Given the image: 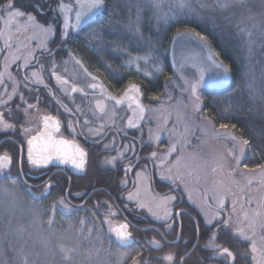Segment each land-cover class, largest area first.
<instances>
[{"label": "snow or ice", "instance_id": "snow-or-ice-1", "mask_svg": "<svg viewBox=\"0 0 264 264\" xmlns=\"http://www.w3.org/2000/svg\"><path fill=\"white\" fill-rule=\"evenodd\" d=\"M256 0H138V4L142 3L144 8L137 7L135 19L129 18L128 22L123 25L126 31L131 34L137 43L143 42L144 55L132 56L130 52L124 48L123 43L117 39L111 42L112 47L117 51H124L128 56L127 65L129 68L135 67L137 73L141 71L142 66L153 68V72L143 71V77L148 78L155 74H163L164 68L160 62L159 48L161 41L159 36L153 39L152 36H146L142 31V23L145 19L143 12L150 11V20L154 21L157 27L169 25L170 21L175 23L169 25L168 30L172 27L176 28L174 36L171 37L173 61L178 65L176 73L178 80L182 81L178 87L182 90V97L176 100L175 105H171V93L168 94L167 100H161L160 95L150 96V100L159 101V108L146 107L142 100L144 98V90L142 83L130 80L123 88V95L120 97L112 96L107 92L102 83H97V77L89 72L83 60L76 55H71L70 59L74 65L79 66L82 72L90 77L92 83L88 87L93 91L100 90V94L104 99L114 101L111 109L107 103L102 100H96L95 108L92 110V115L98 120H105L108 123H101L98 128H93L89 125V121L85 120L84 124L88 126L89 135L102 137L106 128L114 125L117 117L116 106L124 105L127 101V108L134 109L133 117L127 119V127H121L117 131L122 132L125 137L128 136L129 129L137 130L129 139L127 145H122L123 150L115 147L117 141L113 137L107 143L102 144L103 150L115 152V155L106 156L102 161V166L109 171L115 170L117 165L123 169L126 176L132 171L133 167L141 169L137 173V180L142 184H147L151 179L143 171L147 167L148 160L153 162L155 168H158L159 178L163 181H169L171 185L179 188L183 186L188 190L191 185H196L203 193L199 202L200 211L204 215V219L193 220L192 229L196 234L192 241L184 240L181 233H177L173 224L176 223L179 212L173 211V208H178L179 205L176 195L145 196L144 192L137 188L136 191L127 192L126 196H121L119 191L115 196L111 193L104 192L107 199H97L93 202L92 209H84L83 205L88 199H91L92 193H78L75 197H59L54 201L49 211L51 215L47 219V223L51 225L57 211H61L66 216H71L73 213H79L81 210L90 213L92 224L87 228L88 238H91L92 232L95 229L97 232L96 239L103 243L105 235L108 238L115 239L120 245H130L133 240V233L129 230V222L126 218H121L122 222H114L120 217V209L114 205L120 201L124 209L135 211L137 209L147 212L151 217V222L154 225L151 229L145 231H156L161 236V241L155 239L149 241V245L161 249L164 244L170 247L179 246L183 243L185 252L182 255H175L169 252L162 259L168 264H184L187 256L191 255L188 251H195L199 246V236L201 232L209 233L208 243L205 244V249L211 250L214 255L213 260L220 261V264H264V164H258L256 167L249 168L248 164L243 165L241 171V161L245 157L246 150L252 155L264 158V132L259 134V142H254L249 138L237 137L231 130L236 129V124L220 123L219 131L216 130V125L212 123V119L205 116L201 104L203 102L202 89L207 83L213 86H222L227 82L231 71L232 64L228 62L227 57L223 56V49L217 50L213 44V39H210L212 33H207L205 21H211L215 27V19L213 16H205L204 13H215L217 10L222 12L239 10L242 14L246 13V19L255 21L252 28H256L257 24L264 26V0H259L260 11L254 12ZM53 4L55 5L53 7ZM120 0H111V13L113 17L117 16V7ZM195 5V6H194ZM109 8L106 0H0V41H3L0 46V58L3 59V71L0 72V91L5 93L0 96V132L17 131L15 124L8 122L5 119L3 106H7L14 97H17L19 104L15 107L23 109L26 115L29 110L36 108L43 103L39 94V87L32 88L29 84L42 86L47 90L48 96L70 116L81 112L79 107L75 110L69 108L67 104L60 99L45 81L44 72L47 68L50 69V77L54 78L57 86L64 96H70L75 93H80L82 96H88V92L83 87H78L75 83L69 85V80L65 79L57 72V56L61 50L71 53V49H65V45L72 43L76 30L81 29L86 18L93 16L98 12H102ZM74 14V16H73ZM230 21V17H225ZM120 21L109 20L107 22V31H112L113 24H119ZM195 23L196 27L190 26ZM200 28L201 30H197ZM32 31V36L29 40L36 39L38 41L39 57L37 50L32 49L27 44L17 41L16 35L20 32ZM228 27L221 30V39H226L225 33ZM248 37V54L252 55L251 29H241ZM106 32L105 25H98L93 30V35L102 36ZM58 46V47H57ZM177 52L179 56L177 58ZM42 58V59H41ZM17 61L22 63L17 64ZM35 61V64H33ZM64 65L68 61H62ZM16 64L17 73L21 69H28L30 66L36 68L31 72L30 77L24 76V87L29 93H32V99L36 104L29 103L25 99L24 93L19 91L20 85L16 77L9 71V67ZM110 67V66H108ZM191 67L196 69V74L193 78L185 75V69ZM246 79V87L248 94L253 101L259 100L264 104V87L257 88L254 72L249 71L244 73ZM6 78L13 81L11 92L8 91V86L5 83ZM169 81L173 77H168ZM183 92L188 93V103H185ZM174 107L177 113V122L182 123V129L178 130L176 126L169 127L168 117L163 113L167 109L165 104ZM75 104V100H73ZM190 107V112L188 111ZM231 107V104H230ZM235 107L239 110L243 108L242 103H237ZM160 112L161 115L156 117L157 126L153 131L151 128L148 131V142L145 145L143 139V129L139 121L145 119V113ZM11 113V108H9ZM204 119L207 125H201L199 121ZM43 130L39 134L31 135L29 138L30 128L24 127L22 135L26 138L27 164L33 169H45L49 165H70L77 174H87L89 153L75 139L57 138L55 133L61 130V120L56 116L44 115L42 117ZM79 123V121H76ZM211 127L212 135L217 138L232 141V147L228 149L226 155L218 157H207L201 154L200 144H193L191 136L199 129L205 137L208 136L207 128ZM70 134L75 136L77 130L72 124L68 125ZM167 133L170 146L167 151L160 155L157 159V151H153L151 145L159 146L161 136ZM137 136L139 137V145L136 144ZM201 144L204 142L201 137H197ZM147 146L150 156L145 158L141 163V150ZM191 149V150H189ZM173 154L175 157L173 159ZM231 161V162H230ZM125 162L127 165L125 166ZM234 162V163H232ZM24 149L20 148V153L17 157L16 167L18 172L15 176L11 174L13 167V157L8 151H4L0 155V217L6 213H11L16 204L22 198L20 191L21 185L24 186V192L31 198L33 210L38 214L39 206L37 201L39 197L33 191V185L28 183L29 179L35 180L38 177L32 176L30 173H24ZM252 173L254 175H248ZM244 176V181L241 183L235 177ZM58 183V181H57ZM256 187H253V184ZM234 186L235 189L234 190ZM54 187L52 178L49 177L42 185L38 186V191L41 195L49 196L50 190ZM120 190H126L127 185L121 182ZM102 187L98 185L92 186L93 193L102 191ZM231 197V209H226V203ZM72 199L81 201L79 205H73ZM191 200V196H189ZM209 200L212 203H209ZM239 204V210L237 205ZM133 205V207H128ZM215 206V211L209 213L206 208ZM101 206L105 211L101 212ZM99 213V215H97ZM79 231H85V219L79 221ZM105 225L107 229L105 231ZM9 228L11 222H9ZM72 227L71 223L69 225ZM163 229V232L160 230ZM182 230V225H181ZM26 228L22 225L17 226L14 234H22ZM224 232L229 237L233 238L237 243L245 242L247 251L242 252L240 261H237V256L229 247H223L216 241V236L219 232ZM169 236L175 237L173 240H168ZM22 238V235H21ZM5 234L0 232V264H48L47 258L54 256L55 253L50 249L47 239L41 240L40 251L27 250L25 246L15 247L9 245L8 251H11L12 257L8 259L4 249ZM59 253L63 264H84L83 261L77 262L75 257L80 253L73 246L59 244ZM101 248L89 249L87 256L89 259L93 255L98 256ZM141 253H137L140 255ZM44 258L43 261L41 258ZM124 255H121V262ZM133 264H149L147 260L137 261L133 259ZM197 264H201L197 261Z\"/></svg>", "mask_w": 264, "mask_h": 264}, {"label": "rangeland", "instance_id": "rangeland-1", "mask_svg": "<svg viewBox=\"0 0 264 264\" xmlns=\"http://www.w3.org/2000/svg\"><path fill=\"white\" fill-rule=\"evenodd\" d=\"M106 3L108 2L106 1ZM137 7L144 8V5L142 3L138 4V0H120V4L117 7V16L113 17L111 13V2H110L109 8L105 9V12L101 15L102 17L101 22L97 23L96 25L92 26L91 28H89L88 30H86L85 32L79 34L77 37L74 38L72 43L73 49L71 55H76L77 57L81 58L85 66L88 68L89 72H91L93 75L97 77L96 82L102 83L105 89L113 92L114 94L123 93V88L125 87V85L130 80H133L135 82L142 83L144 93H147L148 98L153 95H160L161 100L166 101L168 98V94L171 93V97H172L171 105H175L176 100L182 97V90L180 87H178V85L181 84L182 81L178 80L179 74L176 73V68L178 67V65L173 61L172 45L170 43L171 37L174 36L176 31L175 27H172V30L168 33L165 44L163 45L162 50L159 51L160 62L164 68V73L162 75L155 74L153 76H149L148 78H144L143 71L153 72L154 71L153 68L149 66H142L141 71L137 73L135 67H131V68L128 67L127 65L128 56L126 52L117 51L112 47L111 42L119 39L123 43L124 48L127 50V52H130L132 56L144 55L143 42L137 43L135 38H133L131 34H129L126 31V29L123 27V25L128 22L129 18L135 19ZM259 11H260L259 0H256L254 12L259 13ZM143 15L145 19L143 20L142 23V31L145 33L146 36H150L148 32L149 30L147 29L150 28L152 22L154 23V21L150 20L152 14L150 11H144ZM204 15L206 17L213 16L215 19V27L213 26V23L211 21L208 20L205 21L207 30L214 29L216 30V32L217 30L221 32V30L225 29V26L227 25V27L231 29L232 32H234L235 37L239 42V47H240L239 50L241 54L242 67L244 69V73L249 71L250 68L251 71L254 72L255 74L257 88L259 89L261 87H264V26L257 24L256 28H252V24L256 22L247 20L245 18L247 14L246 13L242 14L239 10L235 11V14H233L232 11L222 12L220 10H217L215 13H204ZM225 17H230V21L226 20ZM110 19L111 20L118 19L120 21L119 24L112 25L111 32L107 31V22ZM173 23L175 22L170 21L169 25ZM98 25H105L106 27V32L102 36L93 35V30L96 29ZM161 26L165 27L168 25L161 24ZM190 26L196 27V24H191ZM241 29H251L252 31L251 40L254 43L252 45L251 57H249L248 54V43H247L248 37L243 32L240 31ZM197 30L200 29L197 28ZM178 56L179 53L177 52V58ZM62 61H66V60L62 59ZM58 63L59 62L57 61V65H58L57 71L61 73L63 76H68L69 78L71 77L74 80L75 78H77L79 82H85V78H86L84 76L85 74L81 72L80 68H78L79 74L77 76L76 73L69 72V69L67 68V64L64 65L62 62H60V64ZM117 71L128 73L130 75V77L127 78V80L122 85H120L114 77V73H116ZM45 72H46L45 75L46 78H49L50 69H46ZM193 74H196V69L191 67H187L185 69V75H187L190 79L193 78ZM168 77H173V80L169 81ZM246 79L247 78L244 75L243 90L232 92L223 99L224 120L222 122H219L217 124V121L215 120V117L212 116L210 110L208 111L203 108L202 111L205 116L212 119L213 124L216 123L215 125L217 131H219L220 123L234 124L232 120L233 119L238 120L240 114L244 111L245 119L250 120L251 123H253L251 124V128L254 129V132L256 129V133L254 135L255 142H259V134L261 132H264V127L261 126L259 121L260 117L261 118L264 117V104H261L259 100L253 101L251 99V97L248 94V89L246 87ZM153 82L162 83L164 85L163 86L164 90L160 89L159 92H154V93L150 92L149 85L150 83ZM225 84L226 83H224L223 85ZM222 86H213L210 83H207V77H206L205 87L217 88ZM203 89L201 91L203 93V99H205L206 95ZM183 97L185 98V103H188L187 92H183ZM157 103L158 104H156L155 108H159L160 102L157 101ZM237 103H242L243 108L238 110L235 107ZM149 107L152 108L151 105H149ZM165 108L167 110L164 111L163 115L168 117L169 127L176 126L178 130L182 129V123L177 122V113L175 108L167 103L165 104ZM36 111L37 112L32 113L29 116L28 118L29 123H35V121L39 118V115H41L40 111L38 110ZM188 111L190 112V107ZM160 115L161 113L159 111L154 114L148 113L147 115L148 123L143 128V139L145 141V145H147L148 142V131L150 128L153 131L155 130L157 126L156 117ZM256 118L258 119L257 121H255ZM199 123L201 125H207V121L204 119H201ZM32 131L33 129H31L30 132ZM207 131L209 133L207 137H205L199 129H197L195 131V134L190 137V139H192L193 144H200L202 155L207 156L209 158L217 157V153H219L221 149H224V147L225 149H229L232 147V142H230V140L226 141L223 138H217L213 136L211 127H208ZM231 131L234 134L240 135L239 127L237 125H236V129ZM197 137H201V139L204 142L201 144L200 140H197ZM139 143H140L139 137L137 136L136 144L139 145ZM169 146H170V141L167 133H164L161 136V140L158 147L155 144L151 145L153 151H157L158 153L157 159L160 158L161 154L167 151ZM138 150L140 151V148H138ZM246 153L247 155L253 156L252 153L248 152L247 150ZM174 157L175 154H173V159ZM242 164H243V159L241 161V165ZM262 164H264V161L262 162ZM140 171L141 169H139L136 172V175L133 178L135 182V187L133 191H136L137 188H140L144 192L145 196H155V193H153L151 187H149L148 182L145 185L142 184L139 180H137V173ZM143 171L146 175L150 173L147 167L144 168ZM157 171L159 172L160 170L157 168ZM249 174L254 175L252 173ZM254 184L253 187H256L254 186ZM22 190H24V187L21 185V189H20L21 193ZM185 192L187 194L188 199L189 196H191V200L189 199V201H191L192 203H197L198 204L197 208L200 210L199 202L201 201V197L203 195L202 191L196 185H191L188 190H185ZM37 196L39 197V200L42 199L40 194H37ZM58 198L59 197L56 196L45 199L44 204L50 207L51 204L54 201H56ZM209 203L211 204L212 201L209 200ZM229 204H231V201ZM37 205L39 206L38 214L33 210V204L31 203V198L28 195L26 196L22 195V198L16 204L15 208L12 209V212L6 213L2 217H0V232L5 234L4 249H6L5 250L6 252L9 249V245L11 244L15 247H20L23 245L26 247L27 250H32L33 248L37 247L35 250L40 251L41 240L47 239L49 242L50 249L55 253L54 256H49L47 258L48 264H51L52 260L55 259L61 260L58 245L65 244L74 247L73 245L74 241L78 239L79 233L77 232L78 236H76V234L73 232L74 229L72 230L73 227H68L67 230L65 231V235L57 234V232L54 229L53 223L51 225L47 223L48 218L45 217V211L41 203L37 201ZM237 209L239 210V204L237 206ZM205 210L211 213L215 211V206L213 205L212 207L206 208ZM9 222H11L10 228L8 226ZM19 225L24 226L26 228V231L22 234H14L17 226ZM8 252L9 254H12L11 251ZM42 259L43 257L41 258V260Z\"/></svg>", "mask_w": 264, "mask_h": 264}, {"label": "trees", "instance_id": "trees-1", "mask_svg": "<svg viewBox=\"0 0 264 264\" xmlns=\"http://www.w3.org/2000/svg\"><path fill=\"white\" fill-rule=\"evenodd\" d=\"M108 4H110L111 0H106ZM55 5L53 4V7ZM102 17L98 19V22H101ZM195 24V23H193ZM168 26H159L157 27L155 23H151L149 30L150 36L153 39H156L159 36L161 41V47L159 51L162 50L163 45L165 44L166 38L168 33L172 30H168ZM200 29V28H199ZM201 30V29H200ZM228 28L226 33V39H221L219 30H207V33H212L213 35L210 36V39H213V44L217 47V50L223 49V56L227 57L228 62L232 64V71L231 74L226 82L225 85L222 87H205L204 93L206 95L205 99L201 104V109L210 110L212 116L215 117L217 124L224 120L223 118V99L235 91H241L244 87V69L242 67V59L239 50V42L235 37L234 32ZM64 51H62V54ZM169 65V62H168ZM169 67V66H168ZM115 79L118 81L120 85L124 84L127 78L130 77L128 73H123L117 71L114 73ZM164 85L162 83H150L149 90L150 92H159L160 89L164 90ZM147 93H144V100L147 104L151 105L152 108L156 107L157 101L150 100L147 97ZM258 119L256 118L255 121ZM215 121V122H216ZM261 126L264 127V117L259 118ZM232 122L239 127L240 135L234 134L237 137L241 138H249L250 140L255 142L254 135L256 133V129L251 128V121L246 120L244 117V111L240 114V117L237 119H233ZM216 124V123H215ZM134 132L131 134L133 135ZM131 135V137H132ZM75 140H77L81 145L86 148L89 153V164L87 169V174L84 178L78 179L71 188V197H75L78 193H85L89 192L92 193L91 199H88L85 205L83 206L84 209H92L93 202L97 199H107L108 197L104 195V192L110 191L113 196L119 194L121 196H126L127 192L133 191L135 187L134 179H129L130 172L125 176L123 173V169L117 165L115 170L109 171L107 168L102 166V161L105 159L106 156L115 155V152H108L106 153L103 148L102 144L107 143L113 137L117 141L115 147L118 149L123 150L121 147L126 142L129 141L128 137H120V136H113L108 135L107 131L104 132L102 137L89 135L86 129H82L78 131L75 136L72 135ZM232 142V141H230ZM223 147V146H222ZM152 148V147H151ZM153 150V148H152ZM142 155L140 156L141 163H143L144 159L150 156L148 151V147L145 146L140 151L137 149V152H141ZM228 149H221L219 153H217V157L220 155H226ZM264 158L257 156H251L245 154L243 158V164L241 165V171L243 172V165L245 163L248 164L249 168L256 167L258 164H262ZM231 162V161H230ZM234 163V162H232ZM127 162H125V166ZM147 168L149 169L150 173L148 174L151 179L148 181L149 187L153 193H155L157 197L165 196V195H176L177 201L176 204L179 205L178 208H173V211L179 212L180 215L177 217L176 223L173 224V227L176 229L177 233H181L184 240L192 241L195 237V233L192 229V224L194 218L196 220H203L204 215L201 211L197 208V203H192L189 201L187 194L182 186L176 188V186L171 185L169 181H163L159 178V172L157 168L154 167L153 162L149 159L147 163ZM135 174V171H133ZM248 175H250L248 173ZM134 178V176H133ZM241 183L244 181V176L240 175L235 177ZM121 182H125L127 185L126 190H120ZM98 185L102 187V191H96L93 193L92 186ZM256 186V184H254ZM67 187V181L60 180L59 188H57L56 194L53 197H61L65 194V189ZM234 190L235 186H234ZM24 196L28 195L24 190H22ZM41 200H38L41 203L44 211L45 217L48 218L50 216V207L44 204L45 198L41 197ZM73 202L76 204H80L81 201L77 199H72ZM229 202L226 203V209H231V197H229ZM117 204L114 205L115 208L120 209V217L116 218L114 222L122 221L121 218H127L130 220L134 226L132 227L131 231L133 232V242L130 245L124 246L120 245L115 239H109L107 235H105L103 239V243L101 245L100 241L96 239L97 232L94 229L92 232L91 238H88L87 228L92 224V218L89 212L81 210L79 213H73L71 216L64 215L61 211H57L55 220L53 222L54 229L57 234L65 235V231L68 227H70V223L72 225L73 232L77 235L79 233L78 239L74 241V247L78 249L80 253L78 256L75 257L77 262L83 261L84 264H133V259L135 258L137 261H145L147 260L149 264H168V262L162 257L166 256L169 252L175 255H182L185 252V247L183 243L176 247H170L167 244H164L163 247L159 250L149 245V241L155 239L157 241H161V236L156 231H145L144 228H149L154 226L151 222V217L147 214L146 210L141 211L139 209L135 211H128L123 208L120 201L116 202ZM238 206V205H237ZM128 207H133V205H128ZM101 212L105 211V209L101 206ZM99 215V213L97 214ZM85 219V231L81 233L79 231L81 219ZM182 225V230H181ZM107 226L105 225V231ZM163 232V229L160 230ZM209 233L201 232L199 236V246L196 247L195 251L191 252V255L187 256L184 260V264H197V261H200L201 264H212L216 260L211 259L214 253L209 250L205 249V244L208 243ZM175 237L169 236L168 240H173ZM216 241L219 245L223 247H229L237 256V261H240V256L242 252L247 251V245L245 242L237 243L233 238L226 235L224 232H219L216 236ZM163 244V241H161ZM35 247L34 249H36ZM101 248L99 255H93L91 259L87 258V252L89 249ZM6 250V249H5ZM188 251H191L189 249ZM141 253L137 255V253ZM6 257L11 259L12 254H9L8 250L6 251ZM124 255V259L121 262L120 257ZM44 259V258H43ZM42 259V260H43ZM51 264H63L62 260H52Z\"/></svg>", "mask_w": 264, "mask_h": 264}, {"label": "flooded vegetation", "instance_id": "flooded-vegetation-1", "mask_svg": "<svg viewBox=\"0 0 264 264\" xmlns=\"http://www.w3.org/2000/svg\"><path fill=\"white\" fill-rule=\"evenodd\" d=\"M71 2L74 3V0H71ZM104 12H105V10L103 11V13ZM73 16H74V14H73ZM0 27H2V26H0ZM81 33H83V32H76L75 31L74 38L77 37ZM31 36H32V31H31V29H29L27 32L18 33L16 35L15 39L17 41L23 42L24 44H27L32 49L37 50L38 49V41L36 39L29 40L28 37H31ZM73 40H72V43H73ZM72 43L65 45V49H71V53H72V49H73ZM2 44H3V41H0V46H2ZM62 51H64V50H61L60 54L57 56V61L59 62L58 64H60V62H62V59L68 61L67 68L69 69V72H74L78 76L79 66L74 65L71 62V59H69L71 56V53H67L66 51H64V53L62 54ZM37 56L39 57V51L38 50H37ZM19 63H22V61H17V64H19ZM33 64H35V61H33ZM45 68L48 69L46 63H45ZM34 70H37V69L30 66L28 69H21L20 72L17 73L16 64H12L9 67V71L12 72L13 76H15L17 81H19V85H20L19 91L24 93L25 99H27L29 103H32L35 105L36 101L32 99V93H29L28 90L24 87L25 81L23 79V77L26 75L30 77L31 72ZM2 71H3V59L0 58V72H2ZM81 72H82V70H81ZM58 74L62 75L59 72H58ZM45 75H46V72H44L45 81L47 83H49L52 90L54 92H56L57 96L60 99H62L63 102L69 106V108H72L73 110H75L76 107H79L81 109V112L78 114L70 116L68 113H66L64 111L63 108L59 107L52 100V98L50 96H48L47 90H45L42 86H36V85L29 84V87H32V88L39 87V94L41 96V100L43 101V103L38 105L36 108L29 110L26 115L23 113L22 108L15 107V105L19 104V100L17 97H14L13 100L10 101L7 106H3L2 110L4 112L5 119L8 120V122H10V123L15 124L17 131L15 133L0 132V155H2L4 151H8L9 154L12 155L13 167L11 169V174L13 176H15L18 172V168L16 167L17 157L20 153V148L23 147L24 159H25L24 173L25 174L30 173L32 176L38 177V179H35V180L29 179V181H28V183L33 185V191L36 192L37 194H40V196L44 197L45 199L52 198L56 194L57 188H59L60 180H63V181H67V187L65 189L64 197L71 198L70 192H71V188H72L73 184L75 182H77L78 179L84 178L86 175H84L82 177L78 176L71 169H69L67 167H53V166H51V167H48L45 169H33V168H31V166L28 165L27 161H26L27 143H26V138L21 134L22 129L24 127L33 129V131L29 133V138H30L31 135H36L43 129L42 117L44 115L56 116L57 118H59L61 120V131H60L58 136L71 140V139H74V137H72V135L70 134L71 130H70V128H68L69 124H72V126L76 128L77 132L81 131L82 129H86L88 131V126H86L84 124L85 120H88L89 125L92 126L93 128H98L101 123L107 124L108 122L105 120L96 119V117H94L92 115V110L95 108L96 100H102L104 103H107L109 106V109L112 108L114 101L104 99V97L101 96V94L98 90L93 91L91 88H89L88 84L92 83V81L86 75H84L86 77L85 82H79L77 80V78H75V80H74L71 77L69 78L68 76L62 75L65 79L69 80V85H71L72 83H75L78 87L85 88V90L89 93L88 96H82L80 93H75V94H72V95L67 96V97L64 96L63 92H61L59 90V88L57 86V82L55 81V79L51 78L50 75H49V78H46ZM5 83L8 86V91L11 92V89L13 87V81L8 80L6 78ZM107 91L112 96L120 97L123 95V93L114 94L113 92H111L109 90H107ZM4 95H5V93L3 91H0V96H4ZM73 100H75V104H73ZM142 102L145 104L146 107H149V105L145 102L144 98H143ZM9 108H11V113L9 112ZM36 110L40 111L41 115H39V118L35 121V123H29V120H28L29 116L32 113L37 112ZM133 110L134 109L127 108V103H125L124 105L116 106L117 117H116L115 124L110 125L105 130V131H107L108 135H113L115 137L120 136L122 138L123 137L125 138L123 133L117 131V129H119L121 127H124V128L127 127V119L133 117ZM147 115H148V113L146 112L145 119L143 120V123L141 125L142 129L148 123ZM77 120L79 121V123L76 122ZM136 131L137 130H135V129H129L128 130V136H127L128 139H131V135H132L131 133L132 132L135 133ZM127 144H128V142H126L124 145H127ZM81 147L84 148L83 145H81ZM85 150H86V148H85ZM88 164H89V162H88ZM139 169L140 168L134 166L132 171H130L129 179H133V176L135 177L136 172ZM133 171H135V174H133ZM49 177L52 178V183H53L54 187L50 190L49 196L41 195V193L38 191V186L42 185ZM57 181H58V183H57ZM108 193H111V192L108 191ZM72 204L73 205H79V204H76L75 202H73V200H72ZM84 205H85V203H84ZM212 264H220V261L216 260Z\"/></svg>", "mask_w": 264, "mask_h": 264}, {"label": "water", "instance_id": "water-1", "mask_svg": "<svg viewBox=\"0 0 264 264\" xmlns=\"http://www.w3.org/2000/svg\"><path fill=\"white\" fill-rule=\"evenodd\" d=\"M102 14H103V11H102V12H98V13L94 14L93 16L86 18V21H85V23L82 25L81 29L76 30V32H84L85 30L89 29L90 27L96 25L97 22H98V18H99ZM96 90H98V91L100 92L99 89H96ZM107 92H108V91H107ZM108 93H109V92H108ZM109 94H110V93H109ZM125 103H127V101H126ZM142 103H143V102H142ZM144 105H145V104H144ZM145 115H146V113H145ZM139 123H140V125H142L143 121H139ZM42 130H43V129H42ZM42 130H41V131H42ZM41 131H40V132H41ZM60 131H61V130H60ZM59 133H60V132L55 133V136H56L57 138H61V137L58 136ZM38 134H39V133H38ZM62 138H63V137H62ZM65 139H66V138H65ZM51 166H53V167H67V168L71 169L75 174H77L76 171H75L74 169H72L70 165H59V166L49 165L48 167H51ZM48 167H47V168H48ZM77 175H78V176H81V177L84 176V174H77ZM194 219L196 220V218H194ZM126 220L129 222V225H130L129 230H131V228L134 226V224H133L130 220H128L127 218H126ZM151 228H153V226H152V227H149V228H144L143 230H145V229H151ZM132 240H133V237H132ZM190 252H192V250H191Z\"/></svg>", "mask_w": 264, "mask_h": 264}]
</instances>
